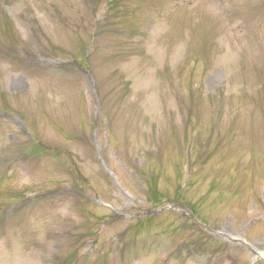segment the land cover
Wrapping results in <instances>:
<instances>
[{
    "label": "rangeland",
    "instance_id": "1",
    "mask_svg": "<svg viewBox=\"0 0 264 264\" xmlns=\"http://www.w3.org/2000/svg\"><path fill=\"white\" fill-rule=\"evenodd\" d=\"M264 0H0V264H264Z\"/></svg>",
    "mask_w": 264,
    "mask_h": 264
},
{
    "label": "bare ground",
    "instance_id": "2",
    "mask_svg": "<svg viewBox=\"0 0 264 264\" xmlns=\"http://www.w3.org/2000/svg\"><path fill=\"white\" fill-rule=\"evenodd\" d=\"M264 257V255H262Z\"/></svg>",
    "mask_w": 264,
    "mask_h": 264
}]
</instances>
